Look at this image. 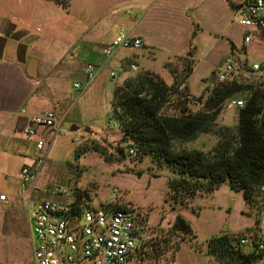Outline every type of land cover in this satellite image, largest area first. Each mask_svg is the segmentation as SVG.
I'll use <instances>...</instances> for the list:
<instances>
[{"label":"rangeland","instance_id":"1","mask_svg":"<svg viewBox=\"0 0 264 264\" xmlns=\"http://www.w3.org/2000/svg\"><path fill=\"white\" fill-rule=\"evenodd\" d=\"M105 1L108 0H70V17L56 24L55 29L52 26L53 36L47 39L56 57L60 58L70 48L77 47L81 52L83 49L86 51L79 58L81 70L88 63L103 65L98 50L103 44L112 42L116 27L121 26L119 22L109 21L105 14ZM242 32L243 27L237 26L235 42L239 48L234 51L236 56L244 62H261L264 70V36L260 37L262 43L255 38L245 48L242 46ZM193 51H196L194 47L189 50ZM73 52L74 49H71L68 59L74 60ZM126 52L121 49L116 56ZM193 58L190 86L187 84L182 91L184 98L190 97V107L197 110L199 105L196 100L206 99L208 94L205 92L218 84L217 69H211L208 56L202 50ZM166 61L167 54H157L153 65L160 74L147 71L163 75V79L172 83L173 75L166 69ZM133 63L138 67L136 71L131 69ZM174 63L179 76L183 60ZM144 70L136 60L123 67L111 62L98 70L95 79L88 83L82 71L69 82L68 79L58 80L64 88L62 97L67 111L59 135L55 139L49 138V157L38 180L39 186L49 190L58 184L68 185L69 192L59 197L60 200H80L82 205L96 209L107 208L113 189H118L116 204L126 206L136 216L141 249L135 254L133 264H226V261L208 256V241L218 235L226 234L239 239L249 235L257 220L259 203L248 204L243 193L232 190L227 183L212 193L203 192L194 198L188 197L186 204L176 202L171 195L170 182L178 175L166 164L160 165L151 157L133 158L129 155V143L121 142L122 132L111 120L112 100L118 85L130 75ZM112 71H116L115 78L111 76ZM76 83H81L82 87L76 88ZM235 98L246 99L247 93L238 94ZM73 126L77 129L73 130ZM215 128L229 129L236 137L238 109L230 108L226 102ZM220 139L221 136L214 133H201L196 139L179 143V146L209 152ZM78 149L86 152H81L78 157ZM98 149L105 152L106 158ZM177 216L184 217L191 224V234L171 230ZM157 246L159 254L154 252Z\"/></svg>","mask_w":264,"mask_h":264},{"label":"crops","instance_id":"2","mask_svg":"<svg viewBox=\"0 0 264 264\" xmlns=\"http://www.w3.org/2000/svg\"><path fill=\"white\" fill-rule=\"evenodd\" d=\"M244 1H105L109 21L126 26L143 42L139 49H124L127 52L119 57L117 51L109 63L123 67L136 60L145 70L160 74L153 65L157 54H167L166 64L188 55L194 47L195 53L202 50L208 56L211 69H217L232 53V46H237V26H242L235 20L236 10ZM69 8L70 5L65 8L55 0H0V196L6 195L5 200L0 199V264H32L29 196L23 195L19 187L22 167L34 163L38 137L24 135L22 128L30 118L54 110L61 122L60 128L40 127L39 134L48 143L49 138L55 139L67 111L62 97L64 88L58 80L69 82L78 72L82 71L83 75L85 72L86 65L81 70L78 63L86 52L84 49L81 52L77 47L70 48L74 49L71 54L74 60L67 58L70 50L58 58L47 43L53 36L52 26L55 29L56 24L70 17ZM119 27L115 29V36ZM244 31L243 27L242 35ZM98 54L103 64L108 62L100 55V48ZM33 60H37L36 76L29 74ZM47 193L40 188L33 198L50 197Z\"/></svg>","mask_w":264,"mask_h":264},{"label":"trees","instance_id":"3","mask_svg":"<svg viewBox=\"0 0 264 264\" xmlns=\"http://www.w3.org/2000/svg\"><path fill=\"white\" fill-rule=\"evenodd\" d=\"M55 1L65 8L70 4V0ZM174 60L165 64L172 72V83L144 70L130 75L116 87L111 120L122 132L121 142L135 148L140 158L151 157L178 175L170 182L171 195L176 202L186 204L188 197L212 193L227 183L232 190L242 192L248 204L258 205L259 188L264 184V121L260 122L258 117L264 109V79L217 82L213 89L205 92L206 99L196 100L199 107L194 110L190 107V97L184 98L182 91L194 70L192 52ZM176 60H183L179 76ZM243 93H247V98L244 106L238 108L237 136L229 129H216L226 102ZM201 133L220 135V142L209 152L179 146ZM82 150L78 149V157L86 152ZM119 151L122 153L123 149ZM100 153L105 157L104 151ZM113 207L129 209L116 203ZM171 228L185 234L193 232L191 224L182 216H177ZM240 239L226 234L212 237L208 241V256L226 264H257L261 255L247 252L240 245ZM140 249L141 245L136 253ZM154 252L160 253L158 246Z\"/></svg>","mask_w":264,"mask_h":264},{"label":"built area","instance_id":"4","mask_svg":"<svg viewBox=\"0 0 264 264\" xmlns=\"http://www.w3.org/2000/svg\"><path fill=\"white\" fill-rule=\"evenodd\" d=\"M235 20L245 28L242 46L249 47L253 39L264 33V0H246L236 10ZM143 45L139 37L121 27L110 44L100 48V55L108 62L103 65L88 63L85 66L87 83L93 81L98 70L105 68L115 53L121 49H139ZM217 68V82L234 79H264L261 62H244L236 56L238 46ZM264 47V46H263ZM100 68V69H99ZM131 69H138L136 64ZM116 71L111 72L113 78ZM75 87L80 89L81 83ZM245 104L241 98H230V108H240ZM264 121V109L258 115ZM61 122L54 110L30 118L22 128L24 135L36 139V156L32 165H25L20 172V191L29 196L28 216L31 229L32 264H133L140 244L136 216L130 209H115L113 205L119 196L114 188L107 208H90L82 202H64L59 197L69 192L68 185L51 187L50 197L34 200L33 194L39 189V178L48 161V141L40 136L39 128L56 130ZM129 155L138 156L135 148H129ZM260 202L253 231L240 239V245L247 252L261 255L257 264H264V184L259 188ZM1 200L6 195L0 196Z\"/></svg>","mask_w":264,"mask_h":264},{"label":"water","instance_id":"5","mask_svg":"<svg viewBox=\"0 0 264 264\" xmlns=\"http://www.w3.org/2000/svg\"><path fill=\"white\" fill-rule=\"evenodd\" d=\"M36 64H37V60H33L32 62H31V65H30V71H29V74L31 75V76H36ZM75 129V128H74ZM87 130H89V129H87Z\"/></svg>","mask_w":264,"mask_h":264}]
</instances>
